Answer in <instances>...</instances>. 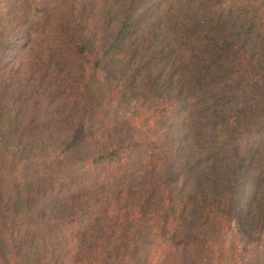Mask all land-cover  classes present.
Returning a JSON list of instances; mask_svg holds the SVG:
<instances>
[{
	"label": "trees",
	"instance_id": "obj_1",
	"mask_svg": "<svg viewBox=\"0 0 264 264\" xmlns=\"http://www.w3.org/2000/svg\"><path fill=\"white\" fill-rule=\"evenodd\" d=\"M16 1L28 37L0 65V264H232L233 224L264 234V0ZM104 70L173 123L103 134ZM65 85L77 115L38 112Z\"/></svg>",
	"mask_w": 264,
	"mask_h": 264
},
{
	"label": "rangeland",
	"instance_id": "obj_2",
	"mask_svg": "<svg viewBox=\"0 0 264 264\" xmlns=\"http://www.w3.org/2000/svg\"><path fill=\"white\" fill-rule=\"evenodd\" d=\"M3 0H0V2ZM5 1V0H4ZM17 1L12 0L7 8L1 11L5 14L7 20L1 15V22L5 23L1 26V29H7L5 37H16L13 42L14 45L5 53L0 54V65L11 66L18 57L22 50L19 45L23 42L20 39L21 35L24 34L21 26L22 22L19 20H12L11 15L18 9L16 8ZM21 9L24 11V4H21ZM63 73L67 75L64 69ZM93 78L97 84V89L100 93L98 96L97 107L94 106L93 113L95 116L92 118V123L95 127H100L101 132L104 134L111 132H122V136L133 137L137 135H157L162 132V129L169 127V124L173 123L175 117H172V112L168 114L166 120L168 121L167 126L163 128L160 125V115H157V104L156 101L149 97L141 99L140 96H133L129 92H123V94L115 93L114 89L117 87L121 88V84L114 81L108 76L106 70L98 72ZM73 81H77V72L73 74ZM63 83H68V77L60 78ZM63 89L68 87V93L55 94L46 97L44 104L38 105V112H43L48 117H59L63 118L70 112H74L77 115V85L75 84V90H71L69 86H63ZM109 90L112 92L109 93ZM59 96L63 99V104L60 101L54 104V100ZM50 104V105H49ZM97 115V116H96ZM89 121V118H88ZM62 130L67 131L69 125L63 119ZM173 131V130H172ZM115 132V133H116ZM90 142V140H89ZM88 151H81L80 153H86ZM80 159L79 153L71 156V159H65L66 166L74 167L75 162ZM75 161V162H74ZM74 169V168H72ZM24 175L27 178H33L35 175L43 176L47 174V170L43 169L39 165L27 164L25 166ZM77 174V170H72L68 177H72ZM227 249L231 256L234 257L232 264H264V234L252 233L250 235L241 234L237 225H232L227 235Z\"/></svg>",
	"mask_w": 264,
	"mask_h": 264
}]
</instances>
